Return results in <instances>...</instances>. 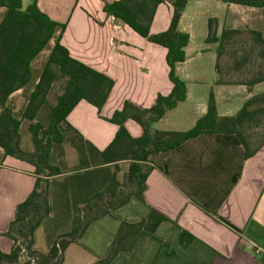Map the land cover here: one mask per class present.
Segmentation results:
<instances>
[{
    "label": "crops",
    "instance_id": "1",
    "mask_svg": "<svg viewBox=\"0 0 264 264\" xmlns=\"http://www.w3.org/2000/svg\"><path fill=\"white\" fill-rule=\"evenodd\" d=\"M36 1L43 14L66 28L61 34L58 27L45 51L34 60L29 84L9 97L7 106L13 116L22 118L58 36L70 57L114 83L99 113L86 101L71 111L59 128L63 142L51 147L52 162L63 175L49 184L50 215L35 232L33 244L36 251L47 254L56 238L72 229L79 208L102 191L116 172L114 165L106 164L101 156L119 130L109 121L114 112L122 110L126 101L150 109L158 95L171 94L173 85L168 78L167 49L151 44L115 18L107 17L102 0ZM30 2L21 0L23 9ZM213 5L220 16L208 14ZM234 7L264 11L216 0L187 3L178 30L187 33L190 40L184 62L176 67V77L185 82L187 95L153 125L154 130H192L208 112L211 93L222 117L234 116L245 101L258 93V85L248 90L242 85L216 84V45L205 43L207 22L218 20V35L224 27L239 28L232 25L241 21L234 14ZM6 12L0 6V21ZM172 15L170 4L159 5L150 26L151 35L167 30ZM251 29L264 36L261 28ZM51 69L55 79L45 105L37 111L34 121L23 120L19 127V147L26 153L33 149L28 128L33 122L46 127L52 108L66 90L68 77L57 65H51ZM125 127L132 138L142 135V128L131 119ZM149 160L154 167L146 181L145 201L132 199L112 215L95 221L77 244L68 246L62 264H95L106 258L120 224L147 219L151 209L167 221L153 235L143 233L132 252H121L111 264H264V144L245 160L244 148L236 136L201 134L168 153H154ZM129 167L128 161L117 166L119 181L124 180ZM33 172V166L5 157L0 148L1 252L11 251L12 241L4 234L14 219L17 204L33 188ZM190 237L194 240L189 243Z\"/></svg>",
    "mask_w": 264,
    "mask_h": 264
},
{
    "label": "trees",
    "instance_id": "2",
    "mask_svg": "<svg viewBox=\"0 0 264 264\" xmlns=\"http://www.w3.org/2000/svg\"><path fill=\"white\" fill-rule=\"evenodd\" d=\"M200 0H102L107 17L128 26L134 33L153 45L167 49L166 63L169 81L173 85L171 94L156 97L152 108L143 109L126 101L122 110L114 112L109 119L119 127L113 141L101 152L106 164L114 165L116 172L106 187L91 196L81 206L72 220V229L53 242L47 254L33 248L35 232L50 215L49 184L53 178L63 175L52 162L51 147L63 142L61 124L81 102L93 105L98 113L104 107L114 83L109 77L70 57L69 51L54 39L43 73L31 92L29 102L21 119L13 116L7 106L9 97L25 88L31 79V67L38 54L45 51L58 27L61 34L65 25L49 19L37 6L36 0L23 9L21 0H0L6 15L0 21V148L5 157H13L34 167L35 183L27 198L15 208L14 219L4 234L12 241L9 253L0 251V264H62L64 253L70 244H77L86 230L95 221L129 203L132 199L145 201L146 181L153 170L149 158L154 153L170 152L182 143L201 134L233 135L244 148L245 160L251 158L264 144V92L250 97L237 114L229 117L218 115L214 94L208 98V112L199 118L194 128L187 132L157 131L152 127L165 113L185 100V82L176 77V67L184 62L185 47L190 37L178 30V22L187 5ZM214 1V0H207ZM225 5H241L246 8H264V0H216ZM163 3L173 9L169 27L164 32L151 35L150 26L157 7ZM218 20L207 22L206 44L216 45V84L242 85L251 90L264 84V36L251 28H223L218 35ZM51 65L59 66L68 77L65 92L51 110V119L45 127L33 122L29 129L33 149L26 153L20 150L19 127L23 120L34 121L55 79ZM131 119L142 128L139 138H132L125 127ZM128 161L130 167L121 182L117 179V166ZM167 219L151 209L148 218L137 223L122 222L113 239L106 258L95 264H111L121 252H132L136 241L146 233L153 235L158 226ZM184 236V234H183ZM190 242L194 240L190 237ZM184 241V237H183ZM182 241V243H183ZM187 244V243H183Z\"/></svg>",
    "mask_w": 264,
    "mask_h": 264
},
{
    "label": "rangeland",
    "instance_id": "3",
    "mask_svg": "<svg viewBox=\"0 0 264 264\" xmlns=\"http://www.w3.org/2000/svg\"><path fill=\"white\" fill-rule=\"evenodd\" d=\"M209 10L208 14H211V16H220V13L218 10H215V6L213 5ZM234 14H237L236 16L240 17V23H232V25H235L237 27H250V28H261V30L264 32V11L262 10H245L244 8H233L232 9ZM242 18V19H241ZM258 93L264 92V84L257 86Z\"/></svg>",
    "mask_w": 264,
    "mask_h": 264
}]
</instances>
